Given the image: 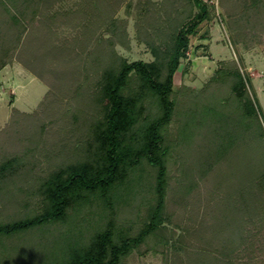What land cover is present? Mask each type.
<instances>
[{"label":"trees","instance_id":"1","mask_svg":"<svg viewBox=\"0 0 264 264\" xmlns=\"http://www.w3.org/2000/svg\"><path fill=\"white\" fill-rule=\"evenodd\" d=\"M121 1L77 2L66 21L78 19L82 37L79 43L66 44L55 37L47 13L51 0H0V68L13 59L26 66L49 86L39 108L60 121L70 117V129L75 134L83 131L78 149L77 137L71 149L70 139L59 136L48 139L39 151L26 145L25 157L12 150V157L0 161V182L10 174V179L17 174L21 180V170L30 172L26 167H38L42 159L54 164L35 184L27 182L30 188L37 185L33 192L39 196L40 210L29 200L27 211L0 216V243L5 237H19L26 228L67 222L70 227L59 237L49 235L57 237L58 249L46 251L38 264H123L132 251L142 255L167 245L169 237L157 232L172 212L191 207L198 210V223L203 216L206 229L204 236L193 235L207 241L206 250L199 242L195 264H235L233 257L240 250L252 260L254 244L264 235V113L250 78L239 61L228 59L199 90L174 87L189 37L210 18L213 6L205 0L151 5L136 0L146 5L135 16V36L152 59L128 61L115 49L116 43L129 47L123 38L127 19L114 15ZM224 4L237 12L227 20L234 42L250 47L259 41L264 0H221ZM130 7L131 2L127 13ZM101 28L110 36L102 37ZM92 39L97 43L90 47ZM68 97L71 112L58 114L56 104ZM91 104L94 114L86 116ZM37 111L13 107L0 131L2 140H7V130L18 127L24 134L13 139L20 144L41 125ZM172 169L175 175L169 176ZM19 185L28 191L22 181ZM13 195L11 189L3 199L9 202ZM10 203L1 202V209L16 205L15 200ZM68 209H73L71 215ZM80 219H85L83 225ZM259 224L247 234L249 226ZM69 231L73 246L69 238L61 245V236ZM156 234L157 241H147ZM8 257L6 264H34Z\"/></svg>","mask_w":264,"mask_h":264},{"label":"rangeland","instance_id":"2","mask_svg":"<svg viewBox=\"0 0 264 264\" xmlns=\"http://www.w3.org/2000/svg\"><path fill=\"white\" fill-rule=\"evenodd\" d=\"M142 1L144 0H141V3ZM147 1L150 2L151 5L152 3L159 4L163 0ZM226 1L227 0H224V3ZM77 2L81 3L82 0H55V2L51 0V3L48 4L49 8L47 13L52 16L51 25L55 31V37L57 40H64L66 44L72 40L79 43L82 37L80 34L79 20L75 19L77 23H75V21H66V16L69 15L70 9L74 10L76 7L78 8V5L76 4ZM129 2H131V7L130 11L127 13L126 5ZM205 2L212 4L213 6V9L210 10V18L204 20L200 24L198 32L189 37V47L186 56L181 60L179 68L174 73V87L179 88L186 85L197 91L215 74L217 68H219L222 62L228 59H235L237 62L239 61L238 66L240 70L250 78L251 86L253 87V94L255 93L257 95L264 113V34L259 41H254V44L250 47H245L242 42L236 44L228 30L227 20L229 17H236L237 12L228 9L229 7L225 8V4L221 5V0H205ZM141 3H136V0H122L114 12L115 16L127 19L123 38L128 40L129 47L126 48L120 43H116L115 49L128 61L137 59L149 61L152 59L145 44L137 41L135 36V16H137L146 5ZM248 25L252 26V24ZM99 33H101L100 35L102 37L110 36V33L104 28H101ZM99 33H97V35ZM96 43L97 42L92 39L90 47L94 46ZM48 89L49 86L46 83L35 76L26 68V66L14 59L0 68V131L6 124H8L13 107L18 108L23 112H32L37 109L39 119L37 116H35V119H38V123L41 124L40 126H36L35 129L32 128V131L27 135L28 137H23L24 139L20 144L14 142L15 140L13 139H17L18 135L24 134L21 130L19 131L20 128H15L17 130H7L6 132H8V134L6 135V141L2 140L3 137H1L2 135L0 134V161L12 157V150H17L22 155L23 150L29 148L26 146L28 144L30 150L34 151V149H36L39 151L48 139H55V137L57 138L59 136L60 140L66 141L70 139L67 146H70L69 148L71 149H73L71 145L73 146L74 137H77L80 140V143H76L77 145H75V148L78 149L80 144L83 143L81 138L83 131L75 134V132L70 129L71 126L68 124L71 121L70 117H67L64 121H60L58 120V116H53L50 111H42L39 108L40 101L46 95ZM71 103L70 97L61 99V102L59 101L56 104V106L58 105L56 108V110H58L57 113L63 115L66 113L69 114L71 111L68 109ZM93 108L94 105L92 104L87 106L86 111L84 112L85 115L89 116L91 113L94 114ZM79 125L81 126V124ZM15 133H17V137H13ZM45 146H47V144ZM22 156H24V154ZM90 157H93L92 160L96 161L93 155H90ZM34 161L35 160L32 159V162ZM25 164L28 163L25 162ZM32 165L33 166L26 167L29 168L30 172H27L28 170H21V180L17 174L15 175L14 180L10 179V174L6 176L7 179L5 182H0V203L12 204L10 202L13 200L16 202V205L7 204L6 206H8V208H4L5 210H2V207H0V216L6 213L12 214L14 212L19 215L21 212L27 211L29 200L38 204L33 205V209H35L36 206V209L40 210L39 196L35 195L33 192L37 188V185L32 186L33 188L31 187V189L30 186L27 185V182L30 181L31 185L33 180L35 184L37 180L46 174L48 168H52L54 164L51 161L42 159L39 161L38 167L37 164L33 163ZM36 167L37 169H35ZM16 169H18V167ZM31 169H35V171H31ZM172 175H175V169L170 171L169 176ZM21 181L24 183V186L28 191L21 190L23 188L19 185ZM171 183L174 184V182ZM11 189L14 191V195L8 202L3 198L7 196V193L10 192ZM188 207L190 206L188 205ZM185 210L182 212L179 210L172 212L169 220H166L163 223L164 225H162L163 227L157 232L162 236L169 237L167 245H158L156 250L149 249L148 251L143 252L142 255L139 252L132 251L124 260L123 264H195L196 261L194 262L193 257L197 254L200 241H198L193 234L196 232V234L204 236L206 229L202 225L203 216L200 217L198 223L199 219L195 215V212H198V210L194 209V211L191 207ZM167 212H169L168 205L164 210V215H168ZM72 213L73 209H68L67 214L71 215ZM141 214H145L144 208H142ZM24 215L25 214H22V216ZM19 217H21V215ZM86 219H88V217ZM80 221L82 225L85 223V219H80ZM70 225L71 223L67 222H52L44 224L42 227L36 225L33 228H30V230L27 228L24 230L22 229V234L17 238L10 237L8 241L7 237H5L6 240L5 238H2L4 241L0 243V246L2 245L3 252H0L3 256H0V264H6L5 259L8 256V258H15V256H17L20 261L31 262L34 264H38V261L43 262L39 260V257L45 255L46 251L49 249L56 251L59 247V242L55 240L57 237L50 238L49 235L52 236L53 234L54 236L59 237L60 232L65 227L69 228ZM260 225L261 224L249 226L246 232L249 230L254 232L253 229L256 230ZM194 228H198V230L193 232V230H195ZM42 230H44V232ZM39 232H42V234ZM246 232L244 231V233ZM69 233L70 231L61 236V245H64L68 238L71 245L75 242L74 238ZM246 236L243 235L245 241L248 240ZM154 239L155 241L158 240L157 234L149 236L147 241L152 242ZM5 241L10 244L6 245ZM248 242L249 240L245 245L250 243ZM200 243V246L205 247L203 249L206 250L207 241ZM145 244L146 243H143L141 248H144ZM262 244H264V235H262L254 244L257 250L252 257V260L245 256L243 250H240L239 253H237L238 255L233 257L234 263L264 264V245L262 246L263 249H260ZM240 247H243V244L240 245ZM206 254L209 255V252L206 251ZM164 257H166V259H164Z\"/></svg>","mask_w":264,"mask_h":264}]
</instances>
